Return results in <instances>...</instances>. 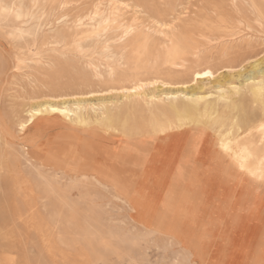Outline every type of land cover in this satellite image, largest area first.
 I'll list each match as a JSON object with an SVG mask.
<instances>
[{
  "label": "rangeland",
  "instance_id": "1",
  "mask_svg": "<svg viewBox=\"0 0 264 264\" xmlns=\"http://www.w3.org/2000/svg\"><path fill=\"white\" fill-rule=\"evenodd\" d=\"M252 73L264 0H0V264H264V182L202 159L170 109L204 97L256 141ZM45 102L84 121L22 127Z\"/></svg>",
  "mask_w": 264,
  "mask_h": 264
},
{
  "label": "bare ground",
  "instance_id": "2",
  "mask_svg": "<svg viewBox=\"0 0 264 264\" xmlns=\"http://www.w3.org/2000/svg\"><path fill=\"white\" fill-rule=\"evenodd\" d=\"M107 14H110V13H107ZM101 16H103V15H101ZM106 19H107V17H106ZM107 21H109V20H107ZM105 22H106V20H105ZM106 52H104V53H106ZM149 66H150V64H149ZM257 72H259V71H257ZM206 75H211L210 70H206L203 72L194 71L192 74V76H195V77H202V76H206ZM121 79H122V75H121ZM244 83L248 84L247 85V91H248L249 95L253 99L259 100L261 108H262L261 118L257 121L258 126L255 127L256 133L258 134V138L256 141H254L252 138H248V137H246L245 139H242V140H238L237 137L233 136L232 127L229 129H223V127L221 126V124L218 121L219 108L216 107L215 103L209 102L204 97H199V96H196L195 94H189L185 98L184 104H183L181 110L176 106L175 99H171L170 100L171 101L170 102V109L172 110V113H173V115L176 119V122L178 124V126L176 127L177 128L176 131H184L186 129H189V131L194 136V141L196 144V149H197L198 155L201 156L202 159L208 160L211 163H215V164L226 163L230 167V172L235 177L243 178L246 181H248L249 183L252 182L253 185L257 186V185H259L260 182H264V80H263V78H259V77L255 76L254 73H252L246 77ZM125 84H126V82H125ZM133 85H134V83H133ZM239 91H240V87H233L232 88V93L235 95L238 94ZM215 100L216 101L220 100V101L224 102L226 107H228L231 104L230 97L227 94H225L223 91H220L217 94ZM109 101H110V99H109ZM61 105L53 104L52 102H45L42 104L32 105L29 108V110L27 111V120L24 123H22L21 126L24 127L26 124H29L36 116H39V115L44 114V113L45 114H51L54 116H60L64 119H66V118L69 119L70 114H72V115L76 116L77 121H80V122L84 121V118L73 113L72 109H70L67 106H61ZM198 116H200V117H198ZM105 119H106V124L109 125L111 123L110 115L107 114ZM173 121H174V119H173ZM166 123H167L166 128L168 130H170V129L172 130L173 128H171V126H170V121L168 120V121H166ZM221 123H222V121H221ZM116 124H117V121H116ZM159 127H160L159 132H163L166 130V129H163L162 125H160ZM194 150L192 149V151H194ZM59 155L64 159L71 160L72 162L81 160V158L78 155V150L76 148H71L70 150L60 152ZM196 157H198V156H196ZM223 167H222V169H223ZM182 171H183V169H182ZM225 171H227V170H225ZM205 174H207V173H205ZM211 174H212V172H211ZM229 179L231 181V178H229ZM263 196H264L263 192L262 193L258 192L257 202H258V205L262 208V212L260 211V215L262 216V218L264 220V198H263ZM242 208H244V207H242ZM246 209H247V207H246ZM233 213H235V212H233ZM235 225H236V223H235ZM237 227H238V225H237ZM236 229L238 231V228H236ZM257 231H258V227H257ZM192 232H193V230H192ZM232 232L234 233V231H232ZM192 234H194V233H192ZM188 237H190V236H188ZM256 238H257V236H256ZM254 240H256L255 237H254ZM229 243H230V241H229ZM249 254H251V252ZM245 258H247V256H245ZM245 261H246V259H245ZM225 264H226V262H225Z\"/></svg>",
  "mask_w": 264,
  "mask_h": 264
},
{
  "label": "snow or ice",
  "instance_id": "3",
  "mask_svg": "<svg viewBox=\"0 0 264 264\" xmlns=\"http://www.w3.org/2000/svg\"><path fill=\"white\" fill-rule=\"evenodd\" d=\"M207 74V73H206Z\"/></svg>",
  "mask_w": 264,
  "mask_h": 264
}]
</instances>
